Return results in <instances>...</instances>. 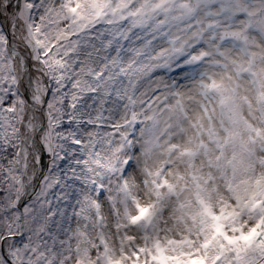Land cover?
<instances>
[{"label":"snow or ice","instance_id":"6c2138e0","mask_svg":"<svg viewBox=\"0 0 264 264\" xmlns=\"http://www.w3.org/2000/svg\"><path fill=\"white\" fill-rule=\"evenodd\" d=\"M0 264H264V0H0Z\"/></svg>","mask_w":264,"mask_h":264}]
</instances>
